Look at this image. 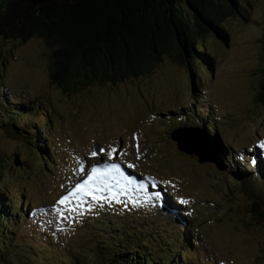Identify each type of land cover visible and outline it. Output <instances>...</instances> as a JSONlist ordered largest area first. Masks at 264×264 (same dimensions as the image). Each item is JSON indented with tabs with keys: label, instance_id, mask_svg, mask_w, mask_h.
I'll use <instances>...</instances> for the list:
<instances>
[{
	"label": "rangeland",
	"instance_id": "obj_1",
	"mask_svg": "<svg viewBox=\"0 0 264 264\" xmlns=\"http://www.w3.org/2000/svg\"><path fill=\"white\" fill-rule=\"evenodd\" d=\"M251 1L249 20L228 19L226 42L205 39L213 57L210 73L199 67L193 72L180 58L166 55L148 75L79 84L69 93L51 82V48L42 38L23 42L0 36V152L7 159L0 188L16 194L13 198L22 196L21 203L13 200L25 211L21 224L4 236L0 264H32L30 254L41 252L40 245L50 248L44 255L55 264L67 259L69 264H104L108 247L132 246V234H145L151 246L178 244L173 228L180 234L186 230L191 245L178 247L183 264H264V215H258L264 203L254 211V198L223 167L213 141L218 136L240 170L253 172L260 184L255 156L264 158V105L256 101V89L264 0ZM6 102L32 108L15 120L27 127L34 121L42 125L50 161L34 155L31 145L28 150L25 135L16 134L23 143L7 135L13 129L4 113ZM204 109L208 120L202 119ZM208 121L216 128L208 130L209 156L216 162H201L195 153L180 150L171 136L185 126L204 130ZM188 135L187 146L197 145L195 138L204 141L197 129ZM112 148L117 153L110 157ZM14 151L21 165L12 170ZM93 151L98 155L93 157ZM93 165H117L120 171L93 182V191L103 189L95 192L102 199L81 194L73 203L79 210L68 212L57 202L92 174ZM99 224L104 225L96 228ZM120 233L127 237L117 245Z\"/></svg>",
	"mask_w": 264,
	"mask_h": 264
},
{
	"label": "trees",
	"instance_id": "obj_2",
	"mask_svg": "<svg viewBox=\"0 0 264 264\" xmlns=\"http://www.w3.org/2000/svg\"><path fill=\"white\" fill-rule=\"evenodd\" d=\"M251 3V0H0V36L23 42L35 36L42 38L51 48V82L63 93H69L79 84L117 83L148 75L166 55L180 58L193 72L199 67L210 73L213 57L205 39L226 42L230 35L228 19L249 20ZM262 43L263 61L258 68L256 101L264 105V37ZM7 103H3L4 113L11 118L9 124L13 129L8 130L7 135L16 140L25 135L24 143L18 140L28 150L31 145L30 151L34 155L36 152L44 163L50 161L47 132L42 125L34 121L27 127L15 120L18 114L32 108ZM206 113L204 109L202 119L208 120ZM43 117L46 118L44 114ZM193 127L209 139L208 130H216L209 121L205 131ZM188 133L184 132L185 135ZM213 141L218 145L223 167L237 175L234 178L241 183L242 191L254 198V211L258 212L260 201L264 203V158L259 153L255 156L257 174L261 176L260 184H257L254 173L240 170L230 149L221 147L218 136ZM12 159L9 166L13 170L16 164L21 165V161L15 151L11 154ZM6 162L4 153L0 152V171ZM13 195L0 188V252L7 243L4 236L15 231L25 212L22 205L18 208L13 200L19 199L21 203L23 197L13 198ZM141 234L143 238L138 234L128 235L132 246H117L118 252H115L116 246L108 247L104 264H183L186 258L178 247L183 245L191 249L184 229L181 234L177 229H171V235L179 242L176 245L164 242L165 245L151 246L145 234ZM165 234L170 236L169 231ZM126 235H115L117 245ZM191 241L194 242V238ZM39 248L41 252L30 254L32 264H55L44 255L50 248L44 250L41 245ZM64 261L69 264L70 259ZM98 264H102L100 260Z\"/></svg>",
	"mask_w": 264,
	"mask_h": 264
},
{
	"label": "snow or ice",
	"instance_id": "obj_3",
	"mask_svg": "<svg viewBox=\"0 0 264 264\" xmlns=\"http://www.w3.org/2000/svg\"><path fill=\"white\" fill-rule=\"evenodd\" d=\"M260 147H264V145H260ZM100 153H104L105 149L100 148L99 150ZM117 153L116 148H112L111 152H109V156H113L114 154ZM93 157L97 156L98 153L93 151L91 153ZM108 171H116L119 172L120 169L117 165H112L111 169H106L102 171L99 168H93L92 169V174L88 177V179L84 180L82 183L77 184L70 192L67 193V195L63 196L57 203L62 205L64 209H66L68 212H73V211H78L79 206L77 204L76 207H73L74 201H78L82 199L81 194L86 195V196H91L93 200H100L102 197H99L95 195L96 191H103L102 188L97 187L95 191L92 190V185L93 182L101 179ZM109 192H111V189H108ZM112 199H115V197H112ZM184 203H187V201H184ZM57 212L60 214L62 219H67L68 217L64 215V212L61 211L60 209H57Z\"/></svg>",
	"mask_w": 264,
	"mask_h": 264
},
{
	"label": "water",
	"instance_id": "obj_4",
	"mask_svg": "<svg viewBox=\"0 0 264 264\" xmlns=\"http://www.w3.org/2000/svg\"><path fill=\"white\" fill-rule=\"evenodd\" d=\"M196 129L198 130V128L193 127V126L180 127V128L175 129L172 132L171 136L173 139L177 140L178 147L180 150L186 151V152L191 153V154L195 153L199 157V160L201 162H206V161L216 162V159L209 156V148H208L209 141L208 140H210V139L208 137L202 135L203 140H204L202 143H200L198 139L196 140V138L192 139L193 142H197V145H196V143H195V145H192L188 142L189 146H187V143H186L187 141H185L184 132L190 133V132H192V130H196ZM187 136H189V135H186V138H187ZM191 138H193V137H191ZM204 143H205V145H204ZM200 144H201V146H200ZM203 145H204V147H203Z\"/></svg>",
	"mask_w": 264,
	"mask_h": 264
},
{
	"label": "bare ground",
	"instance_id": "obj_5",
	"mask_svg": "<svg viewBox=\"0 0 264 264\" xmlns=\"http://www.w3.org/2000/svg\"><path fill=\"white\" fill-rule=\"evenodd\" d=\"M104 165H106V164H104ZM93 168H98L99 166L97 165V167L95 166V165H93L92 166ZM103 168H105V169H101L102 171H104V170H106V169H111V168H107L106 166H102ZM100 169V168H99ZM109 172H111V171H109ZM113 172V171H112ZM91 175V174H90ZM90 175H88V177L90 176ZM111 175H112V173H111ZM88 177H87V179H88ZM96 181H99V180H96Z\"/></svg>",
	"mask_w": 264,
	"mask_h": 264
}]
</instances>
